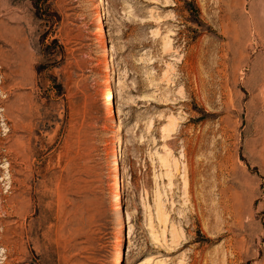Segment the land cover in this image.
I'll use <instances>...</instances> for the list:
<instances>
[{"label": "rangeland", "instance_id": "obj_1", "mask_svg": "<svg viewBox=\"0 0 264 264\" xmlns=\"http://www.w3.org/2000/svg\"><path fill=\"white\" fill-rule=\"evenodd\" d=\"M103 3L0 0V264H264V0Z\"/></svg>", "mask_w": 264, "mask_h": 264}, {"label": "bare ground", "instance_id": "obj_2", "mask_svg": "<svg viewBox=\"0 0 264 264\" xmlns=\"http://www.w3.org/2000/svg\"><path fill=\"white\" fill-rule=\"evenodd\" d=\"M98 5H99V8H98V15H97V19H96V24L99 25V35L103 37V41H105L104 39V36H105V27L103 26L104 24V20H105V11H106V8H105V5L103 3V0H95ZM110 52V47L108 45H106L104 47V53L105 54H108ZM112 57L110 55H107L106 57V64L109 65L111 64L112 62ZM113 68L112 66H109L108 68V73H109V79H108V87L106 89V99H105V102H104V105L112 112V108H113V105H114V95H113V87H112V84L115 83V78L113 76ZM111 125L113 127L116 128L117 131L114 132V136H115V146H114V149H113V162H112V169L115 170V171H118L119 170V153H120V150H121V146H122V142H121V135H122V126L121 124L119 123V120L118 119H113V121L111 122ZM118 182H120L119 178L117 179ZM121 185V184H120ZM118 186H114L113 188V197L116 199V202H115V209L117 211H121V189L118 188ZM119 235H118V238H117V254L116 256L114 257V263L115 264H121L120 261H121V246H122V243H123V237L125 235V225H124V221L122 220V217H121V214L119 213Z\"/></svg>", "mask_w": 264, "mask_h": 264}]
</instances>
